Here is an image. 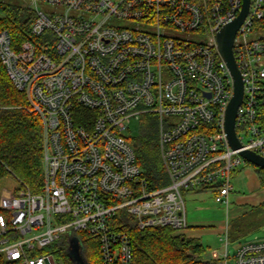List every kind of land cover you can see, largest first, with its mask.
<instances>
[{"label": "built area", "instance_id": "obj_1", "mask_svg": "<svg viewBox=\"0 0 264 264\" xmlns=\"http://www.w3.org/2000/svg\"><path fill=\"white\" fill-rule=\"evenodd\" d=\"M20 1L35 14L30 38L15 45L0 32V62L41 121L44 183L37 194L20 185L0 193V258L64 264L59 254L75 237L84 257L91 239L102 264H134L126 220L182 234L185 191L209 190L228 210L244 160L225 132L234 80L218 35L243 0ZM263 22L264 0H250L233 48L244 84L237 136L242 150L262 157ZM143 115L158 120L168 184L156 189L124 135ZM224 245L217 264H264V240L232 257Z\"/></svg>", "mask_w": 264, "mask_h": 264}, {"label": "trees", "instance_id": "obj_2", "mask_svg": "<svg viewBox=\"0 0 264 264\" xmlns=\"http://www.w3.org/2000/svg\"><path fill=\"white\" fill-rule=\"evenodd\" d=\"M35 19L34 12L20 0H0V32L7 31L18 45L30 38ZM264 29V22L261 26ZM260 119L264 125V102ZM138 165L153 189L168 184L160 161L158 133H143L135 142ZM264 188V170L256 168ZM12 176L20 186L33 194L41 192L44 183L42 124L38 116L28 111L25 96L13 85L0 62V186ZM253 210L255 223L264 226V202ZM129 221L122 228L131 239L134 264H217L209 259L200 240L177 234L171 228L137 229ZM131 222V220H130ZM84 238L83 234H79ZM85 259L88 264H102L96 242L85 241ZM64 264H73L64 251L60 252ZM208 261V263H207ZM0 264L6 263L0 258Z\"/></svg>", "mask_w": 264, "mask_h": 264}, {"label": "rangeland", "instance_id": "obj_3", "mask_svg": "<svg viewBox=\"0 0 264 264\" xmlns=\"http://www.w3.org/2000/svg\"><path fill=\"white\" fill-rule=\"evenodd\" d=\"M200 38L201 41L208 42L206 37L200 36ZM128 126L124 135L131 144H135L143 133L152 130L158 133L159 130L157 118L151 115L132 117ZM137 153L136 149V156ZM232 184L233 191L228 210L216 203L211 191L183 193L188 221L187 230L200 236L199 240L207 254H211L212 260L215 261L223 258L226 240L229 242L227 249L230 257L236 253L241 244L264 240V226L257 225L255 215L252 214V209L264 202V188L260 185L256 167L243 161L233 172ZM17 187L19 183L12 176H8L1 183L0 193Z\"/></svg>", "mask_w": 264, "mask_h": 264}, {"label": "water", "instance_id": "obj_4", "mask_svg": "<svg viewBox=\"0 0 264 264\" xmlns=\"http://www.w3.org/2000/svg\"><path fill=\"white\" fill-rule=\"evenodd\" d=\"M249 7L250 0H243V9L240 16L225 27L218 35L219 52L234 80V95L226 112L225 132L231 149L240 151L239 156L248 164L264 170V157L252 151L242 150L243 146L238 139L236 131L238 111L242 105L244 96V84L234 57L233 48L236 33L246 19ZM134 146L137 147L136 144H134ZM68 256L73 264H88L83 255L82 247L75 237L70 241Z\"/></svg>", "mask_w": 264, "mask_h": 264}, {"label": "crops", "instance_id": "obj_5", "mask_svg": "<svg viewBox=\"0 0 264 264\" xmlns=\"http://www.w3.org/2000/svg\"><path fill=\"white\" fill-rule=\"evenodd\" d=\"M182 234H184L186 237H188V238H193V239H200L199 237V235H197L195 232H193V231H189V230H186L185 232H183ZM207 256H208V258L209 259H212L211 258V254H207Z\"/></svg>", "mask_w": 264, "mask_h": 264}, {"label": "bare ground", "instance_id": "obj_6", "mask_svg": "<svg viewBox=\"0 0 264 264\" xmlns=\"http://www.w3.org/2000/svg\"><path fill=\"white\" fill-rule=\"evenodd\" d=\"M238 174V173H237ZM209 191V190H208ZM88 239V238H87ZM86 241V240H85Z\"/></svg>", "mask_w": 264, "mask_h": 264}]
</instances>
